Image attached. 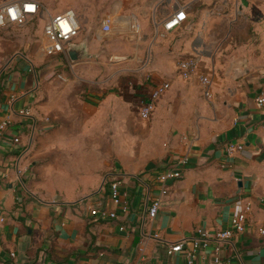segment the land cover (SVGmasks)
<instances>
[{
	"label": "crops",
	"instance_id": "0c3cea01",
	"mask_svg": "<svg viewBox=\"0 0 264 264\" xmlns=\"http://www.w3.org/2000/svg\"><path fill=\"white\" fill-rule=\"evenodd\" d=\"M134 1L93 29L90 17L77 15L75 41L86 40L88 59L43 57L38 39L0 36V120H10L0 141V264H188L169 246L199 226L228 227L246 201V229L220 256L224 264H264V104L255 100L264 90V0ZM178 8L186 22L163 30ZM106 34L113 43L99 53ZM187 57L198 68L183 79L177 63ZM125 58L138 84L129 93L95 81L102 67ZM199 75L210 79L209 98ZM161 81L169 89L141 120L132 96ZM231 143L243 148L228 153ZM180 158L182 177L148 219L145 194L160 195L155 175ZM116 170L125 173V210L103 181ZM92 208L116 216L98 219ZM210 253L194 264H206Z\"/></svg>",
	"mask_w": 264,
	"mask_h": 264
},
{
	"label": "built area",
	"instance_id": "2783aa9c",
	"mask_svg": "<svg viewBox=\"0 0 264 264\" xmlns=\"http://www.w3.org/2000/svg\"><path fill=\"white\" fill-rule=\"evenodd\" d=\"M43 3L41 0H11L9 2L0 4V28L10 25L22 26L30 20L37 17H42ZM13 17H15L13 19ZM187 20V15L183 8H178L175 12L170 14L162 22L161 27L165 31H169L182 26ZM102 29L105 32L110 31V24L106 20L102 23ZM80 24L76 12L67 8L63 11L49 13L44 21L41 35L38 38V52L41 56L47 58H55L58 56H65L68 58L66 50L68 44L77 43L76 37L79 35ZM69 59V58H68ZM198 59L196 57H187L178 61L177 70L183 79L190 78L197 72ZM199 81L203 86V95L209 98L210 79L206 75H199ZM169 82L161 81L155 83L147 90L141 99L138 109V116L141 120H148L154 111L158 99L169 89ZM258 105L264 104V90L260 91L255 98ZM27 113V111H21ZM10 120L4 118L0 120V141L4 133L9 128ZM13 142H18V137L12 138ZM241 144L231 143L227 146V152L231 153L235 150H241ZM186 163V158L178 159L174 164L167 165L166 168L157 172L156 184L158 185L159 196L150 198L149 194H145V214L148 219L155 218L160 208L161 196L168 193L170 182L182 177V168ZM125 173L116 170L112 173L106 174L104 183L108 184L109 197L113 203L121 205L123 210L127 208L126 196L121 195L119 186L123 180ZM141 182L143 185L149 187V183L142 176ZM123 196V197H122ZM125 197V198H124ZM251 211V203L246 201L241 206L240 210L234 214L230 220L229 225L223 229L209 230L204 227H196L194 231L182 238L180 241L171 244L168 248V254L174 252H183L188 264H194V259L207 248H211L209 258L206 264H224L220 256V251L229 240L237 233H242L246 229V220ZM92 216L98 219L114 218L115 212L108 211L104 208L90 209ZM4 221V216L0 211V222ZM260 234H264V227H259ZM205 256V255H204ZM136 264V263H132Z\"/></svg>",
	"mask_w": 264,
	"mask_h": 264
},
{
	"label": "rangeland",
	"instance_id": "374dc122",
	"mask_svg": "<svg viewBox=\"0 0 264 264\" xmlns=\"http://www.w3.org/2000/svg\"><path fill=\"white\" fill-rule=\"evenodd\" d=\"M127 1L129 0H41L44 6L41 18L37 17L35 19H32L22 26L10 25L7 27L0 28V36L6 39H11L13 41H15L17 38L25 36L30 42V44L33 45L35 40L39 38L38 34L40 28L41 26H43V21H45L48 12L55 13L63 11L67 8L73 9L79 17H90V24L93 29L96 28L102 15H107L115 11L118 6H123V4ZM143 1L144 0H135L134 2L140 4ZM110 34L103 35L102 39L100 40L98 46L100 48L99 53L102 52L103 47L106 48L108 44L113 43L111 42V39L107 38V36H109ZM107 54H109V52H106L103 58L107 60V62L111 63L112 61H109V55ZM125 59L118 61L115 66L106 67V70H104L102 67V69L95 77V81L104 80L106 81L105 84L109 86L106 88L115 89L117 92H121L123 94L129 93L128 87L135 86L137 82L135 81V77L133 76L132 72L129 70H125L124 63H126L127 61V59ZM124 90H127L128 92H124ZM147 90L144 92L147 93ZM126 95V97H128V94ZM132 97L136 98V104H140V99L142 96L139 98L138 96L136 97L134 94Z\"/></svg>",
	"mask_w": 264,
	"mask_h": 264
},
{
	"label": "water",
	"instance_id": "95a60500",
	"mask_svg": "<svg viewBox=\"0 0 264 264\" xmlns=\"http://www.w3.org/2000/svg\"><path fill=\"white\" fill-rule=\"evenodd\" d=\"M242 3L246 5V1H242ZM66 53L69 60L72 62L88 59L90 57V54L86 47V40H83L82 42H78V43L68 44Z\"/></svg>",
	"mask_w": 264,
	"mask_h": 264
},
{
	"label": "clouds",
	"instance_id": "9594fccd",
	"mask_svg": "<svg viewBox=\"0 0 264 264\" xmlns=\"http://www.w3.org/2000/svg\"><path fill=\"white\" fill-rule=\"evenodd\" d=\"M15 17H13V19H14Z\"/></svg>",
	"mask_w": 264,
	"mask_h": 264
}]
</instances>
